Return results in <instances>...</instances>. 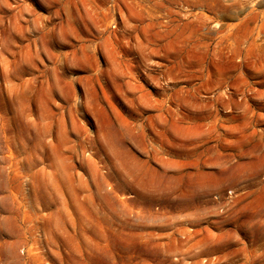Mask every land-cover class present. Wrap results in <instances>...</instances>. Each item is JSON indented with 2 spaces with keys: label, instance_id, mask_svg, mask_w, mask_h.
Instances as JSON below:
<instances>
[{
  "label": "rangeland",
  "instance_id": "374dc122",
  "mask_svg": "<svg viewBox=\"0 0 264 264\" xmlns=\"http://www.w3.org/2000/svg\"><path fill=\"white\" fill-rule=\"evenodd\" d=\"M0 264H264V0H0Z\"/></svg>",
  "mask_w": 264,
  "mask_h": 264
}]
</instances>
